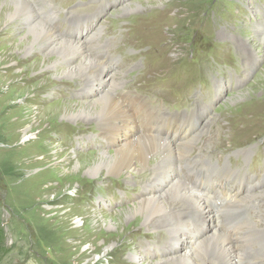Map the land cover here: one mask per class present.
Here are the masks:
<instances>
[{
  "label": "rangeland",
  "instance_id": "374dc122",
  "mask_svg": "<svg viewBox=\"0 0 264 264\" xmlns=\"http://www.w3.org/2000/svg\"><path fill=\"white\" fill-rule=\"evenodd\" d=\"M37 4L36 15L52 29L50 11L55 13L53 26L59 37L87 49L100 44L98 55L104 52L108 61L114 60L107 70L119 75L127 95L179 117L196 110L199 124L207 121L205 144L186 160L208 157L214 165L227 161L246 170L253 160L248 177L264 174V41L254 37L259 33L264 38V0ZM127 5L133 12L120 11ZM66 13L69 19L94 13L103 37L95 36L99 41L92 44L63 37ZM29 37L26 30L0 25V264L158 261L154 254L159 246L169 244L166 232H144L139 219L123 216L113 227H104L117 210L135 203L143 177L87 175L100 148L110 153L112 147L95 136L92 122L73 116L87 97L75 80L57 79L39 52L26 58L23 50L17 52ZM93 90L85 93L94 94ZM56 103V109L49 108ZM137 111L135 117L143 115ZM244 150L251 152L246 163L237 156ZM77 162L83 169H75ZM249 212L250 218L257 217ZM232 216L226 218L236 221Z\"/></svg>",
  "mask_w": 264,
  "mask_h": 264
},
{
  "label": "bare ground",
  "instance_id": "6f19581e",
  "mask_svg": "<svg viewBox=\"0 0 264 264\" xmlns=\"http://www.w3.org/2000/svg\"><path fill=\"white\" fill-rule=\"evenodd\" d=\"M37 1L39 0L0 1V25L26 30L30 37L23 41L17 52L23 50L21 53H24L25 58L34 52L41 53L44 63L48 62L45 68L57 79H74L82 96H87L86 101L72 114L75 118L92 122L90 126L98 134L95 136L112 147L110 153L105 152V148H100L97 163L87 170V175L97 177L104 172L110 177L125 176L126 179L142 176L144 180L136 187L139 194L134 197L135 203L117 210V214L104 227H113L115 222L122 221L123 216L139 219L144 232H166L170 237L169 244L159 246L158 254H154L158 261L146 264H264V219L261 218L264 214V207L261 208L264 204V192L253 196L246 194L232 203L219 206L212 193L199 191L185 184L179 174L183 168L191 171L195 164L199 167V163L204 165L205 172L213 167L208 157L186 160L191 153H199L201 145L205 144L203 141L209 136L206 130L207 121L200 125L198 121L201 116H198L195 109L191 113L185 112L182 117L167 112L157 113L148 100H137L134 94L127 95L129 92L125 90V83L118 81L119 75H114L113 72L109 74L107 70L106 66L114 60L110 58L111 61H108L102 50L98 55L100 44L96 43L87 49L83 43L70 42L59 37L53 26L56 19L55 13L50 11L52 5L49 4L46 8L50 11L54 29L36 15L37 7L40 6ZM120 11L133 12V7L127 5ZM66 14L70 24L81 25L83 28L80 37L74 39L92 44L103 37L99 36L100 29L94 23V13L90 16L74 15L73 19H69V13ZM254 37L264 41L259 33H255ZM91 57L106 64L96 62ZM89 90H93L94 94L85 93ZM89 97L91 99L88 100ZM59 105L60 103L52 104L49 108L56 109ZM135 110L143 115L135 117ZM163 122L174 124H170L168 130L162 132ZM187 123H192L191 127L184 126ZM181 127L188 129L187 138L173 139ZM95 136L92 135V138ZM208 142L207 140L206 145L212 146ZM237 156L246 163L251 152L244 150ZM75 166V169L78 166L79 170L83 169L78 162ZM222 166L215 167L235 174L239 171L226 161ZM217 208L220 217L234 215L232 218L237 216L236 220L243 222L244 229L238 237L223 235L222 220L210 214L211 210ZM250 210L257 212V217L250 218L246 215ZM186 247L185 252L177 254ZM147 249L152 250L150 247Z\"/></svg>",
  "mask_w": 264,
  "mask_h": 264
}]
</instances>
